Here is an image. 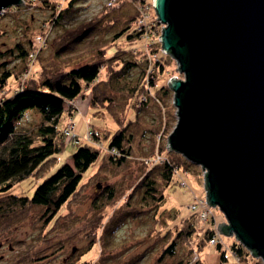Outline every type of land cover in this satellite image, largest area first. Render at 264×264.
<instances>
[{
    "label": "rangeland",
    "instance_id": "1",
    "mask_svg": "<svg viewBox=\"0 0 264 264\" xmlns=\"http://www.w3.org/2000/svg\"><path fill=\"white\" fill-rule=\"evenodd\" d=\"M60 1L61 8H66V3ZM110 1L79 0L64 9L59 23L49 28L46 23L53 11L48 7L39 8L35 0L30 3L35 7L13 6L0 15L1 54L17 44L29 48V40L48 31L47 48L41 50L38 61L28 70L26 61L0 56V74L4 69L13 70L18 75L27 71L35 79L52 77L55 71L69 70L79 63L74 61L68 65L55 56V50L70 28L81 26L82 29L85 24L96 23L91 34L93 42L107 44L123 28L130 26L131 18L141 15V9L146 16L148 31V38L136 42H129L126 38L118 41L117 55L137 63L136 68L121 78L119 85L111 88L100 82L96 89L85 87L72 103L77 109L71 120L75 134L84 139L89 129L99 133L97 142L102 150L99 160L84 174L78 193L49 222L42 219L44 209L41 207L6 206L10 217L0 219V244L4 245L0 255L5 256L0 264H157L168 243L167 239L160 238L161 233L156 232L158 223L161 222L162 228L164 220L170 223L175 210L179 211L180 218L189 216L193 213L191 206L195 197L205 192L202 168L192 164L190 175L183 180L186 186L176 184L165 191V208L171 210L170 215L163 213L164 207L152 208L143 200L144 191L139 185L146 175L151 174L148 159L156 153L169 158L178 154L166 148L167 139L178 121L174 93L168 82L173 76L178 79H184V76L179 72L176 60L162 51L159 37L163 25L157 20L153 0H116L120 5L106 10ZM90 60L92 58L83 59L82 64ZM158 64L163 65L159 71ZM108 65L113 69L122 67L121 63L115 62ZM110 66L102 69L101 80L109 79ZM135 87L137 92L133 94ZM161 87H167L169 95L161 92ZM15 88L12 77L10 86L0 92V99L12 94ZM93 98L98 101L96 106L90 102ZM131 120L134 122L130 123ZM116 121L122 125L129 123L128 134H133L131 156L121 167L110 163L106 151L110 138L117 131ZM40 122V115L30 111L22 124L34 128ZM78 147L79 144L72 142L67 144L56 159L43 166L37 175L16 184L8 194L32 197L36 188L53 176L61 165L73 164L72 154ZM108 188H113L114 200L106 203ZM6 203L7 197L0 195V206ZM210 208L218 226L226 223L219 208ZM208 224L206 221L203 226ZM202 231L203 228L196 227L192 243L199 242ZM221 238V250L207 243L199 255H193L192 261L199 258L203 264H242L230 249H226L237 242L236 238L226 235ZM177 244L176 258L167 257L162 264H178L190 248L189 243ZM223 251L227 252L226 261H222ZM248 264H254V261L248 260ZM258 264H263L262 260Z\"/></svg>",
    "mask_w": 264,
    "mask_h": 264
},
{
    "label": "water",
    "instance_id": "2",
    "mask_svg": "<svg viewBox=\"0 0 264 264\" xmlns=\"http://www.w3.org/2000/svg\"><path fill=\"white\" fill-rule=\"evenodd\" d=\"M24 0H0V14ZM173 76L167 150L204 172L209 207L264 264V0H153ZM177 70V69H176ZM224 226H226L224 228Z\"/></svg>",
    "mask_w": 264,
    "mask_h": 264
},
{
    "label": "trees",
    "instance_id": "3",
    "mask_svg": "<svg viewBox=\"0 0 264 264\" xmlns=\"http://www.w3.org/2000/svg\"><path fill=\"white\" fill-rule=\"evenodd\" d=\"M33 1L26 0L24 6L35 7L36 5L30 4ZM35 1L39 8L48 7L53 11L50 20L46 23L49 28L59 23L64 9L70 8L79 0H63V3H66V8H61L62 2L60 0ZM119 5L120 3L118 5L115 3L105 7H107L106 10H112ZM140 12L141 15H138L137 18H131L132 26L130 24V26L123 28L107 44L100 41L93 42L91 34L95 30L96 23L85 24L82 29L81 26L66 29L65 38L61 39L55 50V56L68 65L74 61H79L76 66L69 68V70L62 71L59 69L55 71L56 73L52 77L44 76L42 79L30 77L31 73L28 74L27 71L26 74L18 75L13 70L4 69L0 74V92L10 86L12 77H14L16 84L12 94L0 99V195L7 197L6 205H1L3 208L0 206V219L10 217L6 211V206L25 208L30 205L43 208L42 219L49 222L78 193L84 174L102 155L100 143L97 142L100 137H97L95 142L79 141L77 143L79 144L78 149L72 154L73 164L61 165L53 176L47 178L43 184L36 188L32 197L8 194L16 184L31 175H37L43 166L56 159L67 144L71 142L76 144L75 140L65 135L64 128L77 111L72 103L81 96L85 87L96 89L97 85L103 82L106 86L113 88L119 85L121 78L136 68V62L125 60L120 54L117 55V47L118 41L123 38L129 42L148 38V31L145 26L147 23L141 27L138 26L139 20L145 17L141 9ZM47 40L48 31L45 30L32 41L29 40V48L17 44L3 54L0 53V56L15 57L20 61H26L28 70L38 61L41 50L47 48ZM99 55H104V58H99ZM86 58H92V60L82 64L83 59ZM110 62L121 63L122 67L113 69L112 66L108 65ZM106 66L107 68L111 67L109 79L101 80L102 69L105 70ZM161 66L163 65L158 64V71L163 68ZM160 90L165 95H169L167 87H161ZM136 92L137 87L132 90L133 94ZM90 102L92 106H96L98 103L94 98ZM30 111L38 113L41 117V122L34 128L25 127L22 124ZM133 122L134 120L130 121V123ZM116 123L117 131L110 138L106 151L110 163L121 167L131 156L133 134H128L129 123L125 125L120 124L119 121ZM148 163H150L148 165L151 167V174L146 175L139 185L144 191L143 200L146 204H151L152 208L164 207L163 213L170 215L171 210L165 208L167 199L165 191L176 184L183 186V182L186 186V182L183 180L185 176L190 175L189 169L192 163L185 160L180 154H175L169 158L159 153L151 156ZM106 192H108L106 203H109L114 200L113 188H108ZM205 197L206 192L200 197L196 196L195 200H202ZM173 216L170 223L168 220L166 222L164 220L163 228L161 222L158 223L156 232L161 233L160 238L167 239L168 243L160 254L157 264H162L167 257L176 258L177 243L179 242L189 243L190 248L187 249L184 257L178 260V264H203L199 258L192 261V257L196 254L199 255L198 252L204 249L205 244L211 245L209 241L213 239H216L217 243L211 246H217L219 250L222 249L221 236L225 234L218 231L219 226L213 213L209 215L207 227L199 222L196 211L187 217L180 218L179 211L175 210ZM197 226L203 228V233L198 236L199 242L194 244L191 241L194 239ZM226 249H230L229 251L242 264L246 262L248 264V260L254 261V264H258L260 261L239 242L226 246ZM226 254L227 252L223 251L222 261L227 260Z\"/></svg>",
    "mask_w": 264,
    "mask_h": 264
},
{
    "label": "built area",
    "instance_id": "4",
    "mask_svg": "<svg viewBox=\"0 0 264 264\" xmlns=\"http://www.w3.org/2000/svg\"><path fill=\"white\" fill-rule=\"evenodd\" d=\"M115 3H116V0H111L108 3V5H111L112 6V4H115ZM25 4H26V0H24V5ZM4 13H5V11H2V13L0 15H3ZM145 19H146V16L143 17V18H141L139 20V25L138 26H140V27L143 26L145 24ZM38 39H40V38H38ZM97 132L98 131H96L94 129L93 130L92 129H89L88 132H87V134H86V137L84 139H80L75 134V125H74V123H72L71 121H69L68 123H66V126L64 128L65 135L68 138L75 140L76 144L79 143V141L95 142L96 138L99 137V133H97ZM203 174H204V172H203ZM182 185L184 187L185 186V183L183 182ZM205 199H206V197H205ZM205 199L195 200L196 202L191 206V210L197 212V216H198L199 222H201L203 224L206 223V221L209 218V215L212 213L210 211L211 208L208 206V204H207V202H206ZM209 242H210L211 245H215L217 243L216 242V239H213V240H211Z\"/></svg>",
    "mask_w": 264,
    "mask_h": 264
},
{
    "label": "flooded vegetation",
    "instance_id": "5",
    "mask_svg": "<svg viewBox=\"0 0 264 264\" xmlns=\"http://www.w3.org/2000/svg\"><path fill=\"white\" fill-rule=\"evenodd\" d=\"M4 249V245L3 244H0V252L2 251ZM13 250V248L11 247V246H9V251H12ZM4 254H1L0 255V262H3V260H4Z\"/></svg>",
    "mask_w": 264,
    "mask_h": 264
}]
</instances>
